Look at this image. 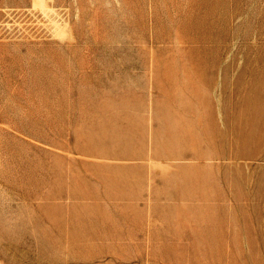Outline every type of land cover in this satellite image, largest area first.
<instances>
[{
  "label": "rangeland",
  "instance_id": "rangeland-1",
  "mask_svg": "<svg viewBox=\"0 0 264 264\" xmlns=\"http://www.w3.org/2000/svg\"><path fill=\"white\" fill-rule=\"evenodd\" d=\"M0 264H264V0H0Z\"/></svg>",
  "mask_w": 264,
  "mask_h": 264
}]
</instances>
